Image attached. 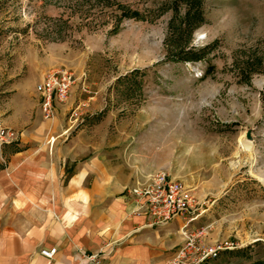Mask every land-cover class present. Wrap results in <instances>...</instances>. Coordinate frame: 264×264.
Wrapping results in <instances>:
<instances>
[{"label":"rangeland","instance_id":"obj_1","mask_svg":"<svg viewBox=\"0 0 264 264\" xmlns=\"http://www.w3.org/2000/svg\"><path fill=\"white\" fill-rule=\"evenodd\" d=\"M198 1L185 49L203 58L185 60L173 55L186 0H0V120L38 103L25 83L59 67L44 72L65 47L77 81L55 108L65 104V135L82 136L68 171L112 152L133 181L165 172L207 201L192 222L209 227L203 241L229 243L202 264H264V0Z\"/></svg>","mask_w":264,"mask_h":264},{"label":"crops","instance_id":"obj_2","mask_svg":"<svg viewBox=\"0 0 264 264\" xmlns=\"http://www.w3.org/2000/svg\"><path fill=\"white\" fill-rule=\"evenodd\" d=\"M57 49L44 72L65 66V47ZM36 84L28 80L23 91ZM64 113L59 104L46 120L38 103L24 101L0 120L19 133L0 148V264H48L40 250L51 247L57 252L49 264H91L80 261L78 248L100 264H166L182 244V221L153 225L135 213L127 193L134 177L105 160L112 152L87 154L68 171L72 143L82 136L65 135Z\"/></svg>","mask_w":264,"mask_h":264},{"label":"built area","instance_id":"obj_3","mask_svg":"<svg viewBox=\"0 0 264 264\" xmlns=\"http://www.w3.org/2000/svg\"><path fill=\"white\" fill-rule=\"evenodd\" d=\"M81 80L83 83L84 73L79 77ZM76 81L77 77L70 68L59 66L50 69L36 84L38 107L44 119L54 115L55 104L67 99ZM18 137L17 131L0 121V148L4 144L16 142ZM127 193L135 203L134 212L151 216L153 225H164L174 219L182 221V244L166 264H202L214 258L220 250L229 248L226 241L215 246L203 241L209 227L194 229L192 222L203 213L207 201L195 197L188 186L169 174L158 171L138 178L129 185ZM56 252V247L40 250L48 264ZM76 255L80 261L89 260L91 264H100L97 254H88L78 248Z\"/></svg>","mask_w":264,"mask_h":264},{"label":"trees","instance_id":"obj_4","mask_svg":"<svg viewBox=\"0 0 264 264\" xmlns=\"http://www.w3.org/2000/svg\"><path fill=\"white\" fill-rule=\"evenodd\" d=\"M188 9L185 12V15L182 19L183 21V29L182 32L187 33V38L185 41H178L176 44H174V52L173 58L175 59H185V60H198L203 58V51L197 50L195 51L193 48L185 49L188 44V38L191 35L192 30L199 25L200 22L203 21L202 12L200 9V2L198 0H186ZM123 16L128 17H138L140 16V13L138 11H131V10H122L120 14V18ZM119 22V19L117 23ZM246 66L250 65V62H244ZM251 67H246L245 69V77L248 79V75L250 74ZM136 72L135 70L131 71L129 74L124 75L120 79H128L132 75H134ZM262 264V262H261Z\"/></svg>","mask_w":264,"mask_h":264},{"label":"bare ground","instance_id":"obj_5","mask_svg":"<svg viewBox=\"0 0 264 264\" xmlns=\"http://www.w3.org/2000/svg\"><path fill=\"white\" fill-rule=\"evenodd\" d=\"M240 145H241L243 148H249V143H247V142H241Z\"/></svg>","mask_w":264,"mask_h":264}]
</instances>
